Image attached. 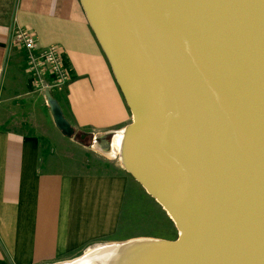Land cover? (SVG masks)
<instances>
[{"label": "water", "instance_id": "95a60500", "mask_svg": "<svg viewBox=\"0 0 264 264\" xmlns=\"http://www.w3.org/2000/svg\"><path fill=\"white\" fill-rule=\"evenodd\" d=\"M79 1L131 115L121 166L177 231L147 264H264V0Z\"/></svg>", "mask_w": 264, "mask_h": 264}, {"label": "crops", "instance_id": "0c3cea01", "mask_svg": "<svg viewBox=\"0 0 264 264\" xmlns=\"http://www.w3.org/2000/svg\"><path fill=\"white\" fill-rule=\"evenodd\" d=\"M18 29L30 31L38 49H61L71 82L54 98L75 133L94 136L93 149L121 166L117 144L131 115L80 1L15 0L12 16L0 20V97L17 56L27 64L13 39ZM51 132L53 138L24 135L0 125V264H56L108 244L138 184L122 166L115 174L75 166L81 150L75 137L54 125Z\"/></svg>", "mask_w": 264, "mask_h": 264}, {"label": "rangeland", "instance_id": "374dc122", "mask_svg": "<svg viewBox=\"0 0 264 264\" xmlns=\"http://www.w3.org/2000/svg\"><path fill=\"white\" fill-rule=\"evenodd\" d=\"M14 5L15 0H0V20L9 19L12 16ZM23 64H25L23 56L18 55L15 69L1 93L0 125L24 135L37 133L53 138L51 132L53 122L42 90L28 74L27 64L26 66ZM55 94L51 93L53 98ZM56 96L61 99L63 91ZM106 140L108 143H112V137H108ZM74 141L81 149L76 156L80 160V164L75 166L94 173L114 174L121 167L118 160H109L93 149L94 143L97 141L94 136L90 139L76 137ZM63 148L67 153L68 147L65 145ZM133 185L136 188H130L128 191L118 231L109 243H123L135 240V238L136 240H175L177 231L168 215L138 184L134 182ZM94 247L91 245L70 257H65L62 261L66 262L80 257Z\"/></svg>", "mask_w": 264, "mask_h": 264}, {"label": "built area", "instance_id": "2783aa9c", "mask_svg": "<svg viewBox=\"0 0 264 264\" xmlns=\"http://www.w3.org/2000/svg\"><path fill=\"white\" fill-rule=\"evenodd\" d=\"M13 39L25 52L27 72L40 90L47 88L51 93L61 92L69 85L71 72L62 62L59 47L52 45L38 49L34 35L24 29L16 30Z\"/></svg>", "mask_w": 264, "mask_h": 264}, {"label": "bare ground", "instance_id": "6f19581e", "mask_svg": "<svg viewBox=\"0 0 264 264\" xmlns=\"http://www.w3.org/2000/svg\"><path fill=\"white\" fill-rule=\"evenodd\" d=\"M125 140L126 138L125 137L123 138L122 136L120 137V140L117 144L119 149L118 154H119L120 162H122L123 160L121 154L123 153V146ZM124 153L126 157L125 159L126 161H128V163L134 160V155L132 151L126 150ZM114 155L115 154L113 151L109 153V157L111 158ZM139 240L140 241L135 243V245H133L131 248H123V249L120 248L117 250L109 249V250L99 251L97 253H93L92 250H89L84 254L83 260L80 262H76L75 264H147L148 258L150 256L149 254L153 250L152 246L154 243L151 242V239L149 240L139 239ZM56 264H60V263H56Z\"/></svg>", "mask_w": 264, "mask_h": 264}, {"label": "trees", "instance_id": "16d2710c", "mask_svg": "<svg viewBox=\"0 0 264 264\" xmlns=\"http://www.w3.org/2000/svg\"><path fill=\"white\" fill-rule=\"evenodd\" d=\"M76 137H80V138H86V139H90L92 136L91 135H85V134H82V133H76ZM75 137V138H76Z\"/></svg>", "mask_w": 264, "mask_h": 264}]
</instances>
